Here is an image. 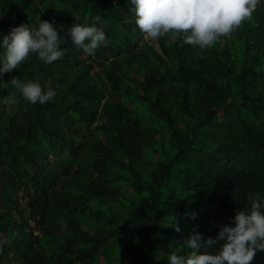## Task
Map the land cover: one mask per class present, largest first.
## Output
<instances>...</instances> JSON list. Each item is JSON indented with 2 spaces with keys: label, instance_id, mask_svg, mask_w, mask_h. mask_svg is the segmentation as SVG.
I'll return each instance as SVG.
<instances>
[{
  "label": "trees",
  "instance_id": "obj_1",
  "mask_svg": "<svg viewBox=\"0 0 264 264\" xmlns=\"http://www.w3.org/2000/svg\"><path fill=\"white\" fill-rule=\"evenodd\" d=\"M97 15L94 55L69 40L0 78L56 91L0 105V264H168L264 197V6L203 52L147 40L128 0H0V33Z\"/></svg>",
  "mask_w": 264,
  "mask_h": 264
},
{
  "label": "clouds",
  "instance_id": "obj_2",
  "mask_svg": "<svg viewBox=\"0 0 264 264\" xmlns=\"http://www.w3.org/2000/svg\"><path fill=\"white\" fill-rule=\"evenodd\" d=\"M128 4L142 35L156 40L170 33L173 39L182 38L184 44L203 52L250 19L258 6H264V0H128ZM38 19L37 27L21 24L6 34L0 33V78L18 69L30 54L52 64L64 55L61 44L69 40L91 56L106 39L104 31L96 26L102 20L98 15L92 17L91 26L74 23L66 32L55 21ZM0 83L15 89L0 97V105L14 106L20 99L44 105L56 96L54 88L49 86L45 90L39 82L21 81L17 76ZM248 199L249 211H237L231 226H220L214 238H203L194 225L184 241L191 252L186 256L171 252L168 264H252L256 253L264 252V197L256 195ZM175 231H180L178 226ZM217 244L220 247L215 253L207 251Z\"/></svg>",
  "mask_w": 264,
  "mask_h": 264
},
{
  "label": "rangeland",
  "instance_id": "obj_3",
  "mask_svg": "<svg viewBox=\"0 0 264 264\" xmlns=\"http://www.w3.org/2000/svg\"><path fill=\"white\" fill-rule=\"evenodd\" d=\"M146 39L147 40H151L152 42H154L155 40H152V39H150V38H148V37H146ZM156 48H157V46H156Z\"/></svg>",
  "mask_w": 264,
  "mask_h": 264
}]
</instances>
